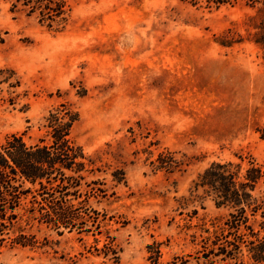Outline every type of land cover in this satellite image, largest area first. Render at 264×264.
<instances>
[{"label": "rangeland", "instance_id": "1", "mask_svg": "<svg viewBox=\"0 0 264 264\" xmlns=\"http://www.w3.org/2000/svg\"><path fill=\"white\" fill-rule=\"evenodd\" d=\"M14 2L0 0V143L14 132L36 142L61 102L77 111L71 137L94 169L85 180H101L109 194L88 204L111 216L102 230L118 259L96 249L104 233L59 235L22 220L45 243L6 245L1 264H194L192 234L229 211L192 190L197 173L238 156L264 165L254 131L264 120V65L249 18L260 2L208 10L183 0H65L62 27ZM222 34L242 41L221 45ZM166 151L176 163L156 167ZM115 170L125 181L112 180ZM254 194L264 208V189ZM156 244L154 263L147 246Z\"/></svg>", "mask_w": 264, "mask_h": 264}, {"label": "trees", "instance_id": "2", "mask_svg": "<svg viewBox=\"0 0 264 264\" xmlns=\"http://www.w3.org/2000/svg\"><path fill=\"white\" fill-rule=\"evenodd\" d=\"M183 1L208 10L231 3V0ZM258 2L256 15L249 17L257 18L252 22L255 30L251 41L261 49L264 65V0H250L249 5L253 7ZM16 3L28 14L37 12L39 21L48 26L62 27L67 20L65 0H15L13 8ZM233 39L231 35L217 36V42L224 46L242 41V38ZM77 119L78 112L61 102L44 117L46 132L36 142L27 143L23 133L14 132L0 143V253L6 245L36 247L45 243L21 226L24 220L25 225L31 227L36 223L59 235L64 231L104 233L102 245L96 249L117 261L114 236L109 229L102 230L111 216L88 204L91 197L106 198L109 194L101 180H85L84 173L94 169L87 168L92 164L91 158L71 137ZM254 131L264 142V120ZM238 157L240 161L210 162L192 181V190L210 196L216 207L229 209L220 224H213L212 229L202 225L198 234H192L199 248L194 255L187 256L195 259L194 264H264V208L254 194L256 188L264 189V165L253 158L243 165V158ZM157 159L155 166L159 168L176 163L169 151L160 152ZM112 180L125 181L123 172L115 170ZM257 214L261 219L251 221ZM147 248L149 258L156 263L161 254L159 246ZM188 261L189 258L181 257L180 263Z\"/></svg>", "mask_w": 264, "mask_h": 264}]
</instances>
